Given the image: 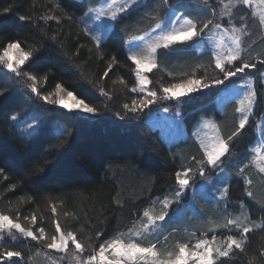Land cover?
<instances>
[{"label": "snow or ice", "instance_id": "obj_1", "mask_svg": "<svg viewBox=\"0 0 264 264\" xmlns=\"http://www.w3.org/2000/svg\"><path fill=\"white\" fill-rule=\"evenodd\" d=\"M49 3L50 7L46 6L39 15H19L16 19L34 29L40 28L41 21L45 29L50 28V21H55L57 26L64 21L83 25V35L92 45L89 53L94 52L100 61L107 60L101 79L108 77L120 63L118 51L109 55L105 45L122 41L119 51L127 53V61L135 65L136 81L128 88L127 82L120 79L132 96L130 103L123 102L115 112L119 120H141L145 110L149 115L154 111L159 115L162 111L165 115L161 119L179 129L185 104L215 97L220 113L229 104L234 106L232 125L225 131L215 121L217 113L201 117L192 132L197 152L171 170L161 190L163 195L153 196L149 191L148 206L142 212L134 211L130 224L121 223L116 213L134 201L125 200L119 192L112 198L115 207L102 212V218H96L103 227L97 228L88 211L84 212L83 220L91 233L84 238L80 231L61 224L55 205L51 206V222L55 225L51 233L45 227L36 226L40 221L35 213L25 226L18 210L15 215L0 211V264H31L32 255L22 251L24 244L29 248L39 245L37 252L47 250L50 264H65L69 258L75 264H264V240H254L257 234H264V202L256 201L252 190L257 180L259 187L264 188V116L255 119L260 115L257 109L264 106V47H261L264 46V0H88L87 5L81 0L79 17L67 11L63 0H49ZM12 11L11 5L4 7L0 16ZM62 35L61 31L49 36L44 30L40 42L28 48L19 39L0 44V102L12 97L17 84L26 87L24 95L31 101L23 117L20 111L9 115L12 106L4 107L0 103V122L14 130L18 124L23 125L16 133L21 141L43 131L45 112L65 110L63 118L68 121L100 113L99 108L83 98V93L68 90L60 83L56 84L54 94H42L37 78L22 67L26 62L29 68L36 64L45 40L50 39L63 51ZM84 47L78 44L74 56L78 57ZM193 54L196 55L193 57ZM174 56L193 57L197 61L205 56L208 59L205 63H195L176 82L155 87L146 73L159 67L161 57ZM201 70L204 75H200ZM209 71L212 75H208ZM169 76L176 80L173 73ZM81 79L86 78L82 75ZM237 80L241 83L237 84ZM86 82L109 102L114 99L111 90L103 84L90 79ZM208 127L215 134L205 140L199 133L201 128ZM257 131L258 137L253 136ZM73 137L70 126H61L56 137L58 143L49 146L47 155H56ZM180 142L187 144V136ZM245 144L249 146L244 148ZM19 156L18 164L29 173L37 189L44 186L49 173L57 167L56 164H30L31 157L23 150ZM172 156L173 160L177 159L175 153ZM3 174L4 169L0 168V175ZM233 182L243 189L242 196L235 200ZM86 191L77 193L82 200L90 198ZM28 199L35 202L32 197ZM68 199H72L71 195ZM24 202L20 198V203ZM253 204L259 205L262 214L259 220L253 218ZM204 205L216 209L214 219L202 216ZM63 215L77 218V214L67 211ZM22 219L26 221L29 217ZM194 219H200L204 225L203 230L191 233L195 243L177 240L169 246V236L182 227L185 231L186 226L195 228ZM113 221H116V230L109 235Z\"/></svg>", "mask_w": 264, "mask_h": 264}, {"label": "trees", "instance_id": "obj_2", "mask_svg": "<svg viewBox=\"0 0 264 264\" xmlns=\"http://www.w3.org/2000/svg\"><path fill=\"white\" fill-rule=\"evenodd\" d=\"M87 2L88 0H84L85 5ZM63 3L70 13H74L77 17L82 15V11L79 10L81 0H63ZM9 5L13 7V11L6 16H0V44L19 39L22 46L28 48L40 42L44 30L48 31L49 36L53 32H63L61 36L64 43L63 51L50 39L45 40L43 41L45 47L36 64L29 68L26 62L22 66L26 72L37 78V87L40 92L53 94L56 84L60 83L68 90L83 93V98L100 109L99 115L94 117L82 115L79 121L64 119L65 110L45 112L42 117L43 131L23 141L18 139L10 125L0 122V168L4 169V174L0 175V211L15 215L18 210L21 222L25 226L30 224V217L35 213L40 221L36 226L45 227L49 233L53 232L55 225L51 222V206L55 205L60 214L61 224L65 228L80 231L82 238L87 237L91 233L84 223V212L88 211L97 228L103 227L96 218L100 217L106 209L115 207L111 202L118 192L122 193L125 200L134 201V203H127L116 213L121 223L130 224L133 219L132 213L137 210L142 212L148 206L146 197L149 191L153 196L163 195L161 190L165 187V180L171 170L189 155L197 152V147L193 146L192 129L200 117L217 113L215 121L221 123L225 131L230 130L234 107L232 104L220 113L215 97L195 100L184 105L185 134L171 147L172 152H169V148L162 143L158 131L151 128L147 110L141 120L121 121L115 115L123 102L130 103L132 96L131 93L126 92L120 79L127 82L128 88L134 86L136 81L135 65L127 61V53L119 51L122 48V41H113L105 45V51L109 55L118 51L120 63L110 71L108 77L101 79L107 67V60L100 61L95 57L94 52L89 53L88 48L92 45L83 35V25L64 21L57 26L55 21H50V28L45 29L41 21L40 28L34 29L28 23L21 24L16 17L41 14L46 6L50 7L49 0H0V10ZM124 23L132 22L124 21ZM117 27L120 28L122 25ZM78 44H83L85 47L80 50V55L77 57L74 53ZM195 55L193 54V57ZM193 57H161L159 67L153 69L147 76L155 87H159L161 83L176 82L181 78L182 73L190 72L195 63H205L208 59L205 56L197 61ZM170 72L175 75L176 80L169 76ZM82 75L86 79H81ZM200 75H204L203 70L200 71ZM208 75L212 73L209 71ZM87 79L110 89L114 99L109 102L106 97L99 94L98 90L87 84ZM239 82L237 80V83ZM26 91L25 86L17 84L12 97L8 101L0 102L4 107L12 106L9 115L20 111L23 117L28 104L31 103L28 96L24 95ZM40 103L43 104V101ZM105 104L108 105L107 109ZM46 107L53 106L46 105ZM257 111L260 115L255 119L259 120L260 116H264V106L259 107ZM57 123L63 127L70 126V130L74 131V137L63 149H59L56 155H47L49 146L58 143ZM185 136L188 138L187 144L180 142ZM253 136L257 137V132H254ZM249 140L251 142L252 137H249ZM248 146L245 144L243 147ZM22 150L31 157L30 164L57 165L49 173L43 187L37 189L31 182L29 173L18 164L19 153ZM239 150L243 151V148ZM172 153L176 154V160H173ZM12 185H15V188H12ZM81 190H87L86 195L90 198L82 200L77 194ZM252 190L255 200L264 202V188L259 187L258 180ZM242 194V186L233 182V199L241 197ZM69 195L72 197L71 200L68 199ZM29 197H32L35 202L29 201ZM137 197L140 199L137 200ZM20 198H23L25 202L20 203ZM252 208L253 218L259 220L262 216L258 210L259 205L253 204ZM65 211L77 214V218L74 219L72 215L65 217L63 215ZM24 216H28L29 220H23ZM41 217L43 220H40ZM115 230L116 221H113L109 235H112ZM254 240H264V234H257ZM31 243L35 244V242ZM21 247L26 254L32 255L31 264L37 263V248L40 246L29 248L27 244H24Z\"/></svg>", "mask_w": 264, "mask_h": 264}, {"label": "rangeland", "instance_id": "obj_3", "mask_svg": "<svg viewBox=\"0 0 264 264\" xmlns=\"http://www.w3.org/2000/svg\"><path fill=\"white\" fill-rule=\"evenodd\" d=\"M254 7H257V5L254 4ZM147 74L148 73H146V75ZM239 83H241V82H239ZM239 83H237V84H239ZM229 98H230V94L227 95L225 99L227 100ZM216 104H217V102H216ZM164 115L165 114L162 111L159 113V115H157L154 111L151 115L148 114V121L150 123L151 128L158 131V134H159V137H160L162 143L167 148H171L173 145H175L184 136L185 127H184L183 122H182L180 125V128L177 129L170 122H166L163 119H161V117H163ZM84 116H86V115H84ZM200 119H201V117H200ZM60 125L61 124L57 123V125H56L58 127L57 131H60V128L62 126V125L61 126ZM195 126H194V128H195ZM21 127H23V125L18 124L17 129L16 130L13 129V132L17 133L18 129ZM194 128L192 129V132H193ZM199 134H200L201 138H203L205 140H210L211 137L215 134V131L211 127L201 128ZM258 135H259V133L257 131V137H258ZM215 212H216V209L210 205L202 206V216L205 219H207L209 217L214 219L215 218ZM192 223H193V225H195V228L192 226H186L187 231H185L184 227H182L181 231L177 232L175 235L169 236V239H168L169 246L173 245L177 240H179L181 242H191L194 244L196 238L191 236V233L197 229L203 230L204 225L200 219H194ZM167 234L168 233L166 232L165 235H167ZM209 238H210V236H209ZM46 251L47 250L42 249L36 254L37 263H35V264H50V260L45 254ZM65 264H75V261H72L69 258L65 261Z\"/></svg>", "mask_w": 264, "mask_h": 264}]
</instances>
